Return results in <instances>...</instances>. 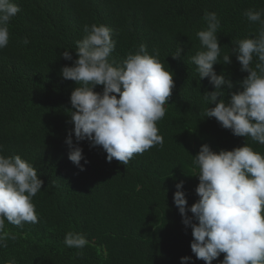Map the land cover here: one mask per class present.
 Instances as JSON below:
<instances>
[{"label":"trees","instance_id":"16d2710c","mask_svg":"<svg viewBox=\"0 0 264 264\" xmlns=\"http://www.w3.org/2000/svg\"><path fill=\"white\" fill-rule=\"evenodd\" d=\"M20 11L9 22V43L0 49V154L20 155L37 169L42 189L33 197L38 223L22 228L5 221V230L16 235L0 248V264H205L195 258L190 243L191 228L185 227L173 201L175 184L183 181L190 206L198 196L192 155L207 143L214 151L231 150L246 143L224 129L215 118H204L203 93L213 91L207 78L200 80L189 58L200 49L196 32L206 27L205 10L220 20L218 38L224 73L233 87L223 86L227 102L241 91L248 74L240 70L235 55L223 64L232 42L255 33L245 9H264V0H14ZM104 24L116 42L110 60L119 62L140 44L149 54L159 50V59L173 73L175 87L157 122L163 147L135 154L124 165L108 162L100 146L87 140L79 146L88 163L81 170L68 157L66 139L74 127L70 121V94L78 85L61 75L76 57V41L85 35V25ZM28 43L25 44L24 40ZM181 58L172 53L177 46ZM255 58L253 61V66ZM97 85L95 91H102ZM219 99V98H218ZM214 105H209L213 107ZM204 118V119H203ZM73 143H77L74 133ZM264 153V145L247 141ZM191 215V213H188ZM68 231L88 240L83 249L64 243ZM77 252L82 256L76 257ZM224 254L213 260L219 264Z\"/></svg>","mask_w":264,"mask_h":264},{"label":"clouds","instance_id":"9594fccd","mask_svg":"<svg viewBox=\"0 0 264 264\" xmlns=\"http://www.w3.org/2000/svg\"><path fill=\"white\" fill-rule=\"evenodd\" d=\"M19 11L14 0H0V49L8 45V25ZM243 15L258 28L232 42L231 52L222 57L228 65L234 54L240 70L248 73L239 82L241 91L232 92L227 102L223 99V86L231 89L233 84L214 69L221 63L217 35L221 25L216 12L205 10L206 27L196 32L200 49L189 58L200 80L207 78L214 86L213 91L203 93L207 105L204 118H215L222 128L246 138V143L231 150L214 151L205 143L192 155L191 176L198 177L199 183L195 188L198 199L190 206L183 181L175 184L173 201L182 223L191 228V252L205 264H212L221 253L224 257L219 264H264V153L247 142L264 145V9L248 8ZM83 31V38L76 41L77 58L73 60L68 49L61 53L72 61L71 66L62 67V77L78 85L70 94L69 122L74 127L66 139L68 157L84 170L81 160L88 161L79 142L87 140L90 147H102L108 162L115 158L127 165L135 154L163 147L157 122L165 116V105L175 87L173 73L160 61L156 48L149 54L147 46L140 44L116 62L109 59L116 47L111 28L93 23ZM181 51L178 45L172 57L180 59ZM97 85L103 86L102 91L94 90ZM43 183L34 165L20 155L0 154V248H7V240L17 238L5 230V221L20 228L39 222L33 197ZM64 243L83 249L88 240L82 233L68 231ZM75 255L80 257L82 252ZM180 259L181 264H187L192 257ZM5 264L16 261L13 258Z\"/></svg>","mask_w":264,"mask_h":264}]
</instances>
